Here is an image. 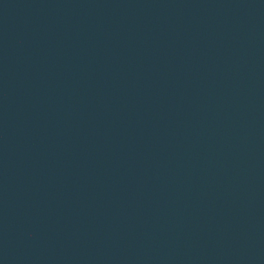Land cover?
<instances>
[{
    "label": "water",
    "instance_id": "obj_1",
    "mask_svg": "<svg viewBox=\"0 0 264 264\" xmlns=\"http://www.w3.org/2000/svg\"><path fill=\"white\" fill-rule=\"evenodd\" d=\"M0 264H264V0H0Z\"/></svg>",
    "mask_w": 264,
    "mask_h": 264
}]
</instances>
